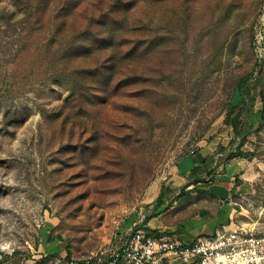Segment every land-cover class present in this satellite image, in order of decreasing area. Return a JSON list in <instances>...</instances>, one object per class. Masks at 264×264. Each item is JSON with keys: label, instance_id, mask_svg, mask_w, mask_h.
Instances as JSON below:
<instances>
[{"label": "rangeland", "instance_id": "obj_1", "mask_svg": "<svg viewBox=\"0 0 264 264\" xmlns=\"http://www.w3.org/2000/svg\"><path fill=\"white\" fill-rule=\"evenodd\" d=\"M201 148L264 232V0H0V264L106 263Z\"/></svg>", "mask_w": 264, "mask_h": 264}, {"label": "built area", "instance_id": "obj_2", "mask_svg": "<svg viewBox=\"0 0 264 264\" xmlns=\"http://www.w3.org/2000/svg\"><path fill=\"white\" fill-rule=\"evenodd\" d=\"M104 264H264V232L228 225L185 240L136 222Z\"/></svg>", "mask_w": 264, "mask_h": 264}, {"label": "crops", "instance_id": "obj_3", "mask_svg": "<svg viewBox=\"0 0 264 264\" xmlns=\"http://www.w3.org/2000/svg\"><path fill=\"white\" fill-rule=\"evenodd\" d=\"M209 154L207 149L201 148L199 151L180 156L173 167L169 188L175 190L185 186L186 191L178 193L169 204L161 202L159 206L153 205V214L147 218L144 213L141 215L144 216L143 218L138 216V220L127 222L128 230L139 222L155 233H165L190 240L199 235L213 234L218 227L228 226L234 211L231 196L235 185L232 177L217 171L214 181L200 184L203 171L199 181L191 183L195 178L191 174L193 167L203 166ZM201 194H204L203 198H200ZM200 207L201 210L198 209Z\"/></svg>", "mask_w": 264, "mask_h": 264}, {"label": "trees", "instance_id": "obj_4", "mask_svg": "<svg viewBox=\"0 0 264 264\" xmlns=\"http://www.w3.org/2000/svg\"><path fill=\"white\" fill-rule=\"evenodd\" d=\"M236 117H231L230 116V114L227 116V122H229V124L233 127V129H234V131H235V134L238 136L239 134H240V132H239V127L237 126V124L234 122V119H235ZM202 166H195V167H193V169H192V172H191V174L193 175V176H195V179L192 181L193 183H196V182H198L199 181V176H200V174H201V172H202ZM163 196V190L161 189V191L159 192V194H158V200H160L161 199V197ZM147 218V217H146ZM83 264H85V263H83Z\"/></svg>", "mask_w": 264, "mask_h": 264}]
</instances>
